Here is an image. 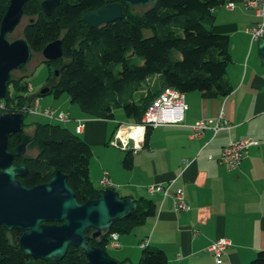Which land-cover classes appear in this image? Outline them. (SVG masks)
Masks as SVG:
<instances>
[{
    "label": "trees",
    "instance_id": "16d2710c",
    "mask_svg": "<svg viewBox=\"0 0 264 264\" xmlns=\"http://www.w3.org/2000/svg\"><path fill=\"white\" fill-rule=\"evenodd\" d=\"M119 1L62 0L53 14L46 16L39 0H25L23 15L29 16V21L22 33L31 50L40 51L58 38L62 41L63 55L46 61L56 70L47 81L50 92L55 96L68 93L88 117L110 118L119 109L128 119L136 118L139 122L166 87L184 93L198 91L208 97H224L231 91L226 79V67L231 61L229 39L210 28L214 10L224 0H155L142 11L121 3L122 16L97 27L89 26L82 18L87 11ZM8 3L9 0H0V20ZM27 84L11 73L2 101L4 111L26 112L31 101L25 96ZM35 124L33 143L39 151L32 157H14V164L27 166L25 175L18 179L26 186H34L47 182L60 170L78 202L98 197L102 189L94 188L87 173L81 176L74 171L75 166L88 170L92 151L84 139L60 123L48 120ZM23 135L24 131L9 135V150ZM154 215L153 200L135 199L129 216L115 221L109 230L90 242L104 248L111 233H130ZM91 232L92 229L88 233ZM20 235V230L7 231L0 225V264H89L85 254L73 246H69L61 260L24 254L19 246ZM167 262L164 250L145 246L137 264ZM248 264H264V250H259Z\"/></svg>",
    "mask_w": 264,
    "mask_h": 264
},
{
    "label": "crops",
    "instance_id": "0c3cea01",
    "mask_svg": "<svg viewBox=\"0 0 264 264\" xmlns=\"http://www.w3.org/2000/svg\"><path fill=\"white\" fill-rule=\"evenodd\" d=\"M258 19L256 10L245 7L242 0H224L215 8L210 28L228 36L231 61L226 79L231 91L224 97L185 93L187 109L182 121L147 128L140 147L131 149L132 134L127 129L138 121L126 118L122 110L126 120L114 119L115 113L110 118H92L80 109L87 118H74L68 111L71 121H52L68 129L75 128L76 119H84L80 134L92 151L87 174L98 180L92 183L95 189L111 188L121 197H145L155 203L154 216L130 233L118 235V250H107L111 241L105 245L110 257L121 264L138 263L141 241L164 250L167 264H248L264 250V56L259 39L251 41L246 32ZM49 92L38 95L30 83L25 96L30 100L38 96L39 106L46 107L51 105L40 95L55 96ZM220 113L229 128L216 134L209 128L201 137H191L192 124L200 120L214 123ZM35 122L24 125H29L24 133L34 135ZM118 133L121 136L116 140ZM241 139H254L258 144L250 147L237 168L218 162L221 148ZM125 141L130 142L127 147ZM26 151L22 156H31ZM105 171L110 186L100 183ZM150 185L168 187L170 193H149ZM177 189L183 190L189 209L176 211L172 193ZM219 238L228 239L230 245L216 261L208 247Z\"/></svg>",
    "mask_w": 264,
    "mask_h": 264
},
{
    "label": "water",
    "instance_id": "95a60500",
    "mask_svg": "<svg viewBox=\"0 0 264 264\" xmlns=\"http://www.w3.org/2000/svg\"><path fill=\"white\" fill-rule=\"evenodd\" d=\"M155 0H120L87 11L83 20L93 27L114 21L122 16L121 3L131 6L146 5ZM25 0H9L0 20V99H4L11 72L25 65L32 56L29 42L24 37L8 40L23 16ZM61 0H42L41 10L51 16ZM264 56V36L258 40ZM46 60L63 55L60 38L48 42L41 50ZM56 74V72H55ZM49 88H43L42 94ZM49 92V91H48ZM50 93V92H49ZM22 112L0 111V225L7 231H22L19 246L24 254L44 260H61L69 246L82 251L89 264H121L111 258L105 247L91 244V238H99L115 221L130 215L135 199L121 197L111 188L102 189L99 196L78 202L75 191L67 184L66 175L56 170L47 181L26 186L19 179L25 175V164H14L15 156H22L34 135L24 134L13 150L8 148L11 133H22ZM74 171L85 176L87 171L78 166ZM92 232L89 234V230Z\"/></svg>",
    "mask_w": 264,
    "mask_h": 264
},
{
    "label": "built area",
    "instance_id": "2783aa9c",
    "mask_svg": "<svg viewBox=\"0 0 264 264\" xmlns=\"http://www.w3.org/2000/svg\"><path fill=\"white\" fill-rule=\"evenodd\" d=\"M243 4L247 8H253L256 10L257 16H259L258 21L246 28V32L250 36L251 41H256L260 37L264 36V0H242ZM232 3H228V7H231ZM30 88V84L28 85ZM0 109H4L3 102L0 101ZM187 109V103L185 101V93L173 88L166 87L160 94L151 102V104L146 108L140 121L136 125L128 126V132L132 134L131 139L133 142V147L135 149L140 147L143 140L142 134L148 127L162 123H178L183 119V112ZM25 111L28 113H35L41 115L52 121L59 122H69L71 117L68 112L59 110L53 106L40 107L39 98H33V100L28 104ZM84 124V119H76L75 130L77 133L82 131ZM192 138L201 137L202 133L206 129H212L213 133H219L220 131L229 128V124L224 121L222 113L219 114L218 118L214 123L211 121L200 120L192 124ZM121 133V131H120ZM118 133L116 140L119 139L121 134ZM115 141L112 142L114 144ZM129 141L123 143L124 146H128ZM258 144L257 140L254 139H241L236 141H230L228 144L224 145L218 156V162L227 165L229 168H237L242 160L248 155L249 149L252 146ZM119 145V144H118ZM210 157V156H209ZM100 183L103 186H110V181L108 178L107 171H105L100 179ZM149 193H154L159 191L164 195L169 194L168 187L162 185H150L147 187ZM174 198V204L176 211L189 209L190 206L185 200L184 192L182 189H177L172 193ZM110 241L112 246L118 247V234L112 233L110 236ZM141 248L146 246V241H141L139 243ZM230 245V241L226 238H219L212 242L208 247L209 252L212 254L214 259L217 261L219 257L224 253L227 246Z\"/></svg>",
    "mask_w": 264,
    "mask_h": 264
},
{
    "label": "rangeland",
    "instance_id": "374dc122",
    "mask_svg": "<svg viewBox=\"0 0 264 264\" xmlns=\"http://www.w3.org/2000/svg\"><path fill=\"white\" fill-rule=\"evenodd\" d=\"M41 1L42 0H39V2H41ZM146 7H147V5H136V6H133V10L142 11ZM28 21H29V16H25V15L22 16L21 21L18 24V26L16 27V29L12 33L7 35L8 40L12 41L16 38L24 37L22 30H23L24 25L27 24ZM28 64H30L28 66L30 68V70L27 67ZM52 72H55V69L52 67V65H50L49 63L44 61V57L41 53V50L40 51H33L32 50V56H31V59L29 60V62L27 64H25L24 68H18V69H15L14 71H12V76L14 78L21 77L22 82H30L31 84H33L35 93H37L39 95L41 92V89L47 85L48 78L52 75ZM31 94H34V93H31ZM40 96L42 97V99L44 100L45 103H47V104L50 103V105L53 107H55L57 105L58 107L62 108L61 110L67 111V112L69 111L71 113L72 117H74V118L84 117L83 113L79 112V110L82 109L80 104L78 102L72 101L70 96L66 92H62L61 95H59V96H52L49 94L40 95ZM54 101H55V104H53ZM55 108H57V107H55ZM84 118H87V117H84ZM126 118L123 116L122 112L119 109L115 110V118L114 119L126 120ZM39 120L46 121V118L39 116L35 113H28L27 112L26 114H24V122L26 124L31 123V122H35V121H39ZM117 122L130 123V122H124V121H117ZM28 127H29V125H27L26 127H23V130L25 131ZM68 131L70 133H73V134H78L80 137L82 136L80 133L76 132L74 127L68 128ZM32 132H33V129H32ZM38 151H39V149H38L37 145L32 143L31 147L28 148L26 153L31 154V156H35V155H37ZM89 176L91 178L92 183L98 182L97 179L95 180L93 178V175L90 174ZM8 234H10V233H8ZM8 236L11 239V235H8ZM109 249L111 250V252H115L116 250H118V248L110 246V245L107 247V250H109ZM111 252H109V253L107 252V253L111 256L112 255ZM138 260H137V262H138Z\"/></svg>",
    "mask_w": 264,
    "mask_h": 264
},
{
    "label": "clouds",
    "instance_id": "9594fccd",
    "mask_svg": "<svg viewBox=\"0 0 264 264\" xmlns=\"http://www.w3.org/2000/svg\"><path fill=\"white\" fill-rule=\"evenodd\" d=\"M12 73V72H11ZM30 84V82H28V84H27V86H26V89L28 88V85ZM49 91V90H48ZM36 97H38V96H33L32 97V99H31V101L33 100V98H36ZM39 98V97H38ZM0 101H3V99H0ZM1 110H3L4 111V109H1ZM27 113V111L25 112V113H23V114H26ZM47 120H49V119H47ZM50 121H52V120H50ZM24 134H26V133H24ZM112 234V233H111ZM111 234H110V236H111ZM119 235V234H118ZM109 242H110V237H109Z\"/></svg>",
    "mask_w": 264,
    "mask_h": 264
},
{
    "label": "flooded vegetation",
    "instance_id": "af4514ba",
    "mask_svg": "<svg viewBox=\"0 0 264 264\" xmlns=\"http://www.w3.org/2000/svg\"><path fill=\"white\" fill-rule=\"evenodd\" d=\"M62 1V0H61ZM40 5V4H39ZM45 14V13H44ZM24 16V15H23ZM31 21H32V19H31ZM44 61H51V60H46L45 58H44ZM56 71V70H55ZM47 88H49V87H47ZM13 230H16V229H13ZM21 233H22V231H21Z\"/></svg>",
    "mask_w": 264,
    "mask_h": 264
},
{
    "label": "bare ground",
    "instance_id": "6f19581e",
    "mask_svg": "<svg viewBox=\"0 0 264 264\" xmlns=\"http://www.w3.org/2000/svg\"><path fill=\"white\" fill-rule=\"evenodd\" d=\"M10 135V134H9Z\"/></svg>",
    "mask_w": 264,
    "mask_h": 264
}]
</instances>
